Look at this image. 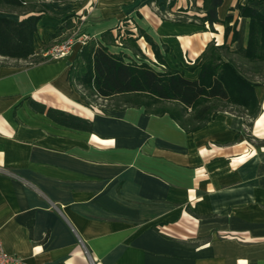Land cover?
I'll list each match as a JSON object with an SVG mask.
<instances>
[{
  "label": "crops",
  "instance_id": "crops-1",
  "mask_svg": "<svg viewBox=\"0 0 264 264\" xmlns=\"http://www.w3.org/2000/svg\"><path fill=\"white\" fill-rule=\"evenodd\" d=\"M62 1L77 12L94 4L83 27L96 37L136 17L165 63L190 78L198 77L196 61L209 42L227 43L233 51L246 47L250 19L239 15V4L264 14V0H223L213 30L207 22L174 20L181 13L204 15L188 0L171 8L162 3L170 0H159L165 17L152 10L151 0ZM203 2L195 0L199 7ZM64 18L42 15L36 48L49 43ZM81 45L39 64L0 55L5 250L27 264H264V70L252 74L237 56L258 83L256 118L221 111L186 132L169 115L143 108L85 105L68 78ZM31 98L90 119L92 131L55 122L33 110Z\"/></svg>",
  "mask_w": 264,
  "mask_h": 264
},
{
  "label": "trees",
  "instance_id": "trees-1",
  "mask_svg": "<svg viewBox=\"0 0 264 264\" xmlns=\"http://www.w3.org/2000/svg\"><path fill=\"white\" fill-rule=\"evenodd\" d=\"M188 1H193V10L204 15L181 13L174 20L207 22L214 30V24L221 21L218 8L223 0H204L202 7L197 6L195 0ZM175 2L162 3L171 8ZM238 10L240 16L250 19L246 47L233 51L227 43L209 42L196 61L200 67L197 78H190L183 71L168 66L151 35L136 22L134 31L126 18L123 25L119 23L106 29L100 37L87 36L70 64V84L78 92L79 100L87 106L101 110L143 108L147 114L169 115L186 132L199 130L221 111L235 109L254 119L261 111V103L255 92L258 83L252 74L264 70V14L248 4H239ZM10 11H17L24 17L10 18L5 15ZM48 11V6L28 0H0V55L29 60L32 64L49 59L44 55L49 46L55 41L54 44L63 42L67 32L75 31L77 25L67 15L50 33L49 43L36 48L38 23ZM231 20V16L224 20L227 30ZM114 29H117L116 33ZM141 39L151 48L153 61L144 52ZM237 56L250 64L251 75L237 63ZM99 100L107 103L103 105ZM28 102L33 110L46 113L61 125L92 131L90 119L48 107L32 98Z\"/></svg>",
  "mask_w": 264,
  "mask_h": 264
},
{
  "label": "rangeland",
  "instance_id": "rangeland-1",
  "mask_svg": "<svg viewBox=\"0 0 264 264\" xmlns=\"http://www.w3.org/2000/svg\"><path fill=\"white\" fill-rule=\"evenodd\" d=\"M28 1L29 2H36V3L41 4V5L48 4V5H50V6H48L50 12L56 13L59 16H65V17H67V15H69L71 17L72 21L74 23H76L77 27H76L75 31H73V32H71V31L70 32H67L65 39H67V38H69L71 36H77V37H79V36H81L79 33H84V35H86V36H90L91 35L89 32L86 31L85 26L83 27V24L86 23L87 20H89L88 19L89 16H87L88 15V11L90 10L92 12L94 10L93 9V8H95L94 7V4H89L87 6V8H79L81 10H80V12H77V7H73L71 5H67L62 0H28ZM151 2H152V5H151L152 6V10L154 12H156L157 14H159L160 16H164L165 17L166 15H165V12H164L163 8H160L159 7V4H160L159 0H151ZM83 16L86 17V18H84ZM137 17H138V19L140 18L139 15H137ZM136 19H137L136 17H132V18H129L127 20V22L129 23V26L132 27V29L134 31H136V28L134 27V22L136 21ZM118 23H120V24L123 25V21H119ZM114 32L116 33L117 32V29H114ZM54 43H56V41L53 42L50 45L51 47L49 46V49L52 48L55 45ZM140 44H141L142 48L144 49V52L149 56V57L148 56L147 57L148 58H151V60H152L154 58V56L152 54L153 52L147 48V47H149V45L143 39L140 40ZM73 47L70 50V52L73 50ZM69 53L65 54L62 57H59L58 59H61V58L65 57V56L69 55ZM51 60L53 61L55 59L49 58L46 61H51ZM99 102L102 103L103 105L107 103L104 100H99Z\"/></svg>",
  "mask_w": 264,
  "mask_h": 264
},
{
  "label": "built area",
  "instance_id": "built-area-1",
  "mask_svg": "<svg viewBox=\"0 0 264 264\" xmlns=\"http://www.w3.org/2000/svg\"><path fill=\"white\" fill-rule=\"evenodd\" d=\"M87 40V36L81 34V36H71L65 39L63 42L55 44L52 48L47 50L44 55L49 56L51 59H58L69 53L72 47L79 41L84 44ZM0 264H27L24 259L15 253H10L5 250L3 242L0 239Z\"/></svg>",
  "mask_w": 264,
  "mask_h": 264
}]
</instances>
